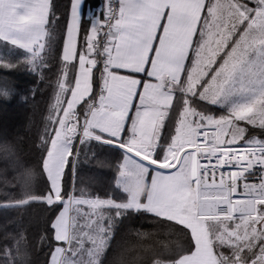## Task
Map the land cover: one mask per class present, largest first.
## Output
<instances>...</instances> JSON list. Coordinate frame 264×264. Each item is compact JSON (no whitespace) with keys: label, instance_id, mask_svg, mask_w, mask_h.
<instances>
[{"label":"snow or ice","instance_id":"1","mask_svg":"<svg viewBox=\"0 0 264 264\" xmlns=\"http://www.w3.org/2000/svg\"><path fill=\"white\" fill-rule=\"evenodd\" d=\"M58 12L0 0V72L16 61L55 75L43 187L21 166L0 209L51 213L45 264H109L134 214L183 240L137 264H264V0H68ZM92 142L119 158L112 193L68 187ZM24 233L0 232V264H36Z\"/></svg>","mask_w":264,"mask_h":264},{"label":"trees","instance_id":"2","mask_svg":"<svg viewBox=\"0 0 264 264\" xmlns=\"http://www.w3.org/2000/svg\"><path fill=\"white\" fill-rule=\"evenodd\" d=\"M68 0H53L62 14ZM99 5L100 0H90ZM60 34L62 35V29ZM59 41V36L57 37ZM11 70L0 72V88L17 85L16 95L7 99H0V146L7 144L10 153L0 150V203H3L2 194L7 183L12 186L13 177L23 166L32 168L37 175L32 184L33 191L42 189L40 171L39 136L43 133L50 105L53 103L55 75L54 72H31L23 62L16 63ZM10 72L11 74H6ZM80 147V146H79ZM95 154V156H94ZM119 158L109 151H102L95 146H83L75 168L69 174L68 187L76 191L80 188L92 191H108L112 193L115 181V165ZM115 194V193H113ZM127 196V193H120ZM51 215L41 206H34L27 210L0 209V232L8 229L9 238L15 230H25L26 239L31 241L29 258L36 264H45L48 258V249L42 247L41 237L44 235L46 221ZM145 234L136 237L135 231ZM117 243L120 247H117ZM164 245L167 248L183 246L179 234L170 232L166 228H159L147 215H133L119 226V234L113 244V252L109 254V264L113 260L122 259L125 264H137L143 258V253Z\"/></svg>","mask_w":264,"mask_h":264},{"label":"rangeland","instance_id":"3","mask_svg":"<svg viewBox=\"0 0 264 264\" xmlns=\"http://www.w3.org/2000/svg\"><path fill=\"white\" fill-rule=\"evenodd\" d=\"M3 51V49L2 48H0V52H2ZM80 145H78L77 147H79Z\"/></svg>","mask_w":264,"mask_h":264},{"label":"crops","instance_id":"4","mask_svg":"<svg viewBox=\"0 0 264 264\" xmlns=\"http://www.w3.org/2000/svg\"><path fill=\"white\" fill-rule=\"evenodd\" d=\"M143 199V197H141Z\"/></svg>","mask_w":264,"mask_h":264},{"label":"built area","instance_id":"5","mask_svg":"<svg viewBox=\"0 0 264 264\" xmlns=\"http://www.w3.org/2000/svg\"><path fill=\"white\" fill-rule=\"evenodd\" d=\"M78 146V145H77Z\"/></svg>","mask_w":264,"mask_h":264}]
</instances>
